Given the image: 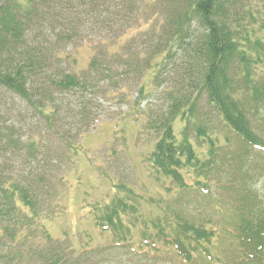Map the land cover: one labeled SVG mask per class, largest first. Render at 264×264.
<instances>
[{"label":"trees","instance_id":"1","mask_svg":"<svg viewBox=\"0 0 264 264\" xmlns=\"http://www.w3.org/2000/svg\"><path fill=\"white\" fill-rule=\"evenodd\" d=\"M82 45L91 57L79 72L75 52ZM160 87L164 108L146 125L157 137L148 172L178 191L216 199L219 215L227 205L232 210L222 228L162 210L125 264H264V199L223 181L234 174L231 153L243 147L264 156L252 123L264 108V0H0V92L39 119L38 134L24 142L14 125L0 126V242L12 246L0 264H106L104 251L66 247L40 222L59 212L46 211L57 196L51 168L64 155L52 142L75 159L76 140L101 109L97 96L119 105L135 90L138 105ZM67 95L73 101L64 102ZM230 137L240 144L234 151ZM17 152L23 166L3 164L1 157ZM116 187L125 198L90 211L121 247L140 205L129 188ZM227 239L235 244L215 253V243Z\"/></svg>","mask_w":264,"mask_h":264},{"label":"rangeland","instance_id":"2","mask_svg":"<svg viewBox=\"0 0 264 264\" xmlns=\"http://www.w3.org/2000/svg\"><path fill=\"white\" fill-rule=\"evenodd\" d=\"M75 53L78 63L75 69L81 72L87 66L91 51L86 45H82ZM133 92L119 105L111 104L102 95L97 96L96 103L98 102L101 109L94 111L99 115L95 114L97 119L92 123L90 131L76 140L79 148L75 159L55 142H52L51 147L52 151L62 152L64 155L56 161L55 167L51 168L55 171L52 173V184L57 196L51 198L52 204L46 211L58 206L59 212L44 215L40 222L47 234L66 247L79 251L87 245L89 250L104 251L106 254L102 260L106 261V264H125L127 259L134 258L133 250L138 244L144 243L143 239L148 236L147 233L154 232L150 222L158 219L162 210L179 211L186 213V217L201 221L210 220L216 228H222L225 225V216L231 209V206L227 205L230 209H224V214L219 215L214 210L217 206L216 199L207 200L192 191H178L167 179L157 178L155 174L148 172V155L157 137L146 130V125L150 122L149 118L156 120L162 113V87L148 90L145 99L138 105L135 101V90ZM68 101H73V98L68 99L67 95L64 102ZM75 103L78 102L74 101ZM62 106L64 108L63 104ZM32 114L20 99L0 92V126L3 122L7 126L14 125L22 142L35 138V134H38L35 130L38 118ZM62 114L68 117L65 112ZM252 123L254 129L258 128L255 131L264 139V108L258 112V120ZM174 128L176 133L179 132L180 124L176 123ZM231 139L229 148L234 151L240 144ZM231 154L235 159V167L231 166L228 173L234 174L223 181L231 180L238 186L244 185L247 190L251 189L264 199V156L250 149L243 150V147ZM19 155L18 152L14 153L5 160L1 157V161H4L3 164L8 162L11 168L17 169L18 166H23V158ZM116 186L129 188L139 197L140 205V216L131 227L129 239L125 243L120 242L123 245L121 247L114 246L118 242L114 241L112 234L102 233L96 227L90 211L94 205H107L114 197L125 198L126 193ZM41 233L40 229L35 233L37 240L42 239ZM8 244L7 241L0 242V255L3 250L5 256L11 252L12 246ZM234 244L235 241L228 239L215 243L214 252H223ZM160 255L164 260H174L169 253L162 252Z\"/></svg>","mask_w":264,"mask_h":264}]
</instances>
